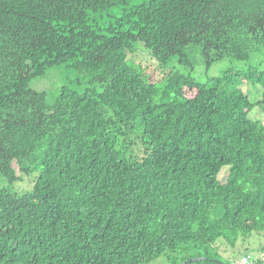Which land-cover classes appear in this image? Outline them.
I'll list each match as a JSON object with an SVG mask.
<instances>
[{
  "label": "trees",
  "instance_id": "1",
  "mask_svg": "<svg viewBox=\"0 0 264 264\" xmlns=\"http://www.w3.org/2000/svg\"><path fill=\"white\" fill-rule=\"evenodd\" d=\"M140 45L162 71L245 61L264 0H0V264H230L218 240L264 233V73L155 78ZM53 67L75 79L49 103Z\"/></svg>",
  "mask_w": 264,
  "mask_h": 264
},
{
  "label": "rangeland",
  "instance_id": "2",
  "mask_svg": "<svg viewBox=\"0 0 264 264\" xmlns=\"http://www.w3.org/2000/svg\"><path fill=\"white\" fill-rule=\"evenodd\" d=\"M107 19L108 16L103 17L104 21ZM138 49L139 51H137L133 56V61L139 65L146 74L155 78H162L163 73L173 70L182 75H189L198 83L208 85L211 84L212 79L219 77L223 72L239 73L240 75H243L250 70H257L264 73V50L253 53L245 61L223 59L212 64L208 68L199 59L192 69L182 66L173 60L169 65L163 68L165 71H162L159 65L150 57L142 45L138 46ZM74 79L75 76L71 71L66 70L63 67H53L46 72L44 77L34 79L31 83V87L35 91L45 93L47 101L52 103L57 98L61 87H63L68 81H72ZM77 88L83 89L84 87ZM243 90L249 91L251 101H255L257 99L253 85L245 83ZM251 118L254 120H261L264 123V116L258 111H256ZM14 168L17 169L15 166ZM226 176L227 172L222 171L219 175L220 182H225ZM35 177L36 174L31 175L30 177H23L20 183L15 184L14 189L20 193L30 190ZM4 186L5 182L0 179V189ZM215 246L217 250L215 248L214 249L219 257L230 264H236L243 257L248 259L249 264H254L255 261L264 259V255L262 256V254H264V233L253 232L246 236L240 235L238 240H236L233 245L228 244L221 239L216 242ZM149 264L169 263L166 260L165 255H162Z\"/></svg>",
  "mask_w": 264,
  "mask_h": 264
},
{
  "label": "built area",
  "instance_id": "3",
  "mask_svg": "<svg viewBox=\"0 0 264 264\" xmlns=\"http://www.w3.org/2000/svg\"><path fill=\"white\" fill-rule=\"evenodd\" d=\"M237 264H249V261L246 257H243L239 260Z\"/></svg>",
  "mask_w": 264,
  "mask_h": 264
},
{
  "label": "water",
  "instance_id": "4",
  "mask_svg": "<svg viewBox=\"0 0 264 264\" xmlns=\"http://www.w3.org/2000/svg\"><path fill=\"white\" fill-rule=\"evenodd\" d=\"M182 264H185V263H182Z\"/></svg>",
  "mask_w": 264,
  "mask_h": 264
},
{
  "label": "clouds",
  "instance_id": "5",
  "mask_svg": "<svg viewBox=\"0 0 264 264\" xmlns=\"http://www.w3.org/2000/svg\"><path fill=\"white\" fill-rule=\"evenodd\" d=\"M237 263H238V262H237ZM237 263H236V264H237Z\"/></svg>",
  "mask_w": 264,
  "mask_h": 264
}]
</instances>
